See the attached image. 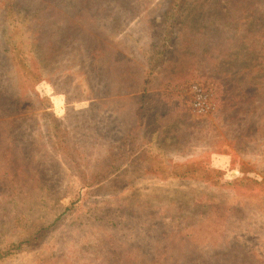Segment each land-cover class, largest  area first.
I'll use <instances>...</instances> for the list:
<instances>
[{
    "label": "rangeland",
    "instance_id": "374dc122",
    "mask_svg": "<svg viewBox=\"0 0 264 264\" xmlns=\"http://www.w3.org/2000/svg\"><path fill=\"white\" fill-rule=\"evenodd\" d=\"M9 1L52 106L4 75L0 0V264H264L263 174L224 167L264 165V0Z\"/></svg>",
    "mask_w": 264,
    "mask_h": 264
},
{
    "label": "trees",
    "instance_id": "16d2710c",
    "mask_svg": "<svg viewBox=\"0 0 264 264\" xmlns=\"http://www.w3.org/2000/svg\"><path fill=\"white\" fill-rule=\"evenodd\" d=\"M3 1V7L5 10L3 12L4 21L2 23L3 28L1 31V40L3 44V50L10 61V66L5 69L4 75L10 85H12L13 87L26 88L27 90L33 93L38 104V110H48V107L52 106V102H48L49 97H45L39 94V92L36 90L38 88L37 80H29V78L36 77V75L42 76L37 69L32 53L33 30L32 27L30 28V26H28L27 24L28 19L32 17L30 15L31 13H26V11L18 10L14 7L12 1ZM181 3L182 0H167L164 7L160 11L163 21L165 23H169L171 19L179 12L181 8ZM147 79L148 78H146L145 82H149ZM41 115L43 116L41 118L44 124L45 136L47 138L49 146L52 147L56 152H59L61 154H69V149L63 139V135L61 133L58 134L57 129L62 128L61 123L55 124V129L53 131L52 127L50 126V124H53V121L50 120V122H46V119H44L48 117V113L43 112V114L41 113ZM225 148L227 149V147ZM220 149L223 150V147H221ZM228 151H230L229 148ZM120 157L121 155L115 157V163H119ZM125 160L123 163H126ZM230 160L231 163L226 164L229 166L221 165L218 166V168L210 164L202 166L200 162L197 165H188L185 160L178 163H181V166L187 169L185 170V172L182 171L184 172V174L192 173V171H194V173L200 172L202 174V179L207 178L210 180H214V178H217L220 173L224 172L225 168H231V170L234 168H239L242 172L248 173H255L254 170L259 169L263 174L264 180V165L261 166L262 164H255L254 162H250L249 164H247L244 161L239 160L238 156L232 151H230ZM222 166H224L225 168ZM216 168L219 170L221 169V171L216 172ZM175 169H177V167H175ZM177 174L180 175V172H177ZM184 174H181V176H185ZM247 175L245 174L236 178H227L223 182H221L220 187H229L230 185H255L256 180L259 181L257 179V176ZM36 227L38 226H35L33 228ZM43 227L46 228V226H42V228ZM42 228H39L37 232L33 234L34 239H41L40 237H36V235L41 232Z\"/></svg>",
    "mask_w": 264,
    "mask_h": 264
}]
</instances>
